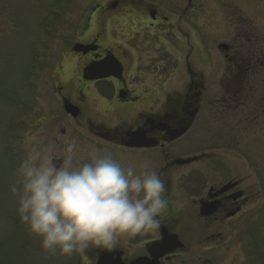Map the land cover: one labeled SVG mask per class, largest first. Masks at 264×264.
I'll list each match as a JSON object with an SVG mask.
<instances>
[{
  "label": "flooded vegetation",
  "instance_id": "1",
  "mask_svg": "<svg viewBox=\"0 0 264 264\" xmlns=\"http://www.w3.org/2000/svg\"><path fill=\"white\" fill-rule=\"evenodd\" d=\"M192 2L171 15L150 2L143 11L128 1L98 6L81 38L63 41V72L74 76L56 88L63 137L107 147L125 166L150 160L167 188L158 228L123 237L112 251L78 253V264H187L185 258L226 244L231 224L242 221L253 201L240 169L227 161L237 158L243 124L252 136L259 126L258 105L241 120L249 103H243L244 94L264 79L259 41H249L242 30L234 45L220 50L225 69L215 78L221 97L213 111L211 73L196 70L194 31L181 23ZM113 20H131L121 34L124 42L112 37ZM77 45L82 50L75 51ZM90 66L105 77L85 79ZM66 104L77 109V118L67 114ZM159 244L164 248L154 250ZM105 256L110 260L102 263Z\"/></svg>",
  "mask_w": 264,
  "mask_h": 264
},
{
  "label": "rangeland",
  "instance_id": "2",
  "mask_svg": "<svg viewBox=\"0 0 264 264\" xmlns=\"http://www.w3.org/2000/svg\"><path fill=\"white\" fill-rule=\"evenodd\" d=\"M115 1L133 2L142 11L150 2L169 15L190 7V0H0V264L81 262L78 253L69 258L43 250L39 238L21 223L10 185L26 153L42 142L55 141L63 147V143L75 140L82 147L91 146L62 134L65 116L56 88H63L64 77H74L63 72V41L81 38L94 9ZM192 1L193 9L181 23L194 31L196 70L206 67L211 73L209 92L216 111L221 96L215 78L225 69L219 46L234 45L244 30L250 34L249 41H259L260 63H264V0ZM52 14L55 16L50 18ZM129 22L113 20L112 37L124 42L121 34L126 33L127 24L132 25ZM46 26H50L49 31H45ZM253 93L244 94L243 103H249L241 120L258 105L259 126L252 136L251 128L245 130L248 123L243 124L237 158L227 161L229 167L240 169L238 176L253 194V201L245 208L242 221L231 224L226 244L185 258L187 264H206V260L208 264H264V79Z\"/></svg>",
  "mask_w": 264,
  "mask_h": 264
},
{
  "label": "clouds",
  "instance_id": "3",
  "mask_svg": "<svg viewBox=\"0 0 264 264\" xmlns=\"http://www.w3.org/2000/svg\"><path fill=\"white\" fill-rule=\"evenodd\" d=\"M10 191L29 233L49 255L112 251L121 238L158 228L165 181L150 160L125 166L107 147L55 141L32 147Z\"/></svg>",
  "mask_w": 264,
  "mask_h": 264
},
{
  "label": "water",
  "instance_id": "4",
  "mask_svg": "<svg viewBox=\"0 0 264 264\" xmlns=\"http://www.w3.org/2000/svg\"><path fill=\"white\" fill-rule=\"evenodd\" d=\"M82 48H83L82 46L77 45L74 48V50L75 51H79V50H82ZM226 49H227L226 45L219 46V50H226ZM95 70H96V68L93 67V66H90L89 68H87L85 70V79H87V80H95V79H99V78L105 77V76H96V75H94ZM65 110H66L67 114L71 115L73 118H77L78 117L77 109H74L71 105L66 104L65 105ZM183 133H185V131H183V132H181L180 134H177V135H182ZM136 138L138 139L139 135ZM164 245L165 244H159V245H157L155 247L154 250L159 249V248L162 249V248H164ZM176 247H178V248L180 247L181 248L182 246L180 244H178ZM108 260H110V258L105 256L104 259H102V263H107ZM133 264H147V262L145 260H138V261L134 262ZM149 264H152V263H149Z\"/></svg>",
  "mask_w": 264,
  "mask_h": 264
},
{
  "label": "trees",
  "instance_id": "5",
  "mask_svg": "<svg viewBox=\"0 0 264 264\" xmlns=\"http://www.w3.org/2000/svg\"><path fill=\"white\" fill-rule=\"evenodd\" d=\"M61 2H62V1L58 2L57 5H60ZM54 16H55V15H54ZM54 16H53V14H52V15H49L50 18H53ZM49 28H50V26H49V27L46 26V27H45V31H49Z\"/></svg>",
  "mask_w": 264,
  "mask_h": 264
}]
</instances>
